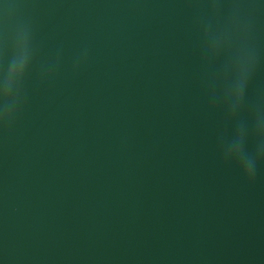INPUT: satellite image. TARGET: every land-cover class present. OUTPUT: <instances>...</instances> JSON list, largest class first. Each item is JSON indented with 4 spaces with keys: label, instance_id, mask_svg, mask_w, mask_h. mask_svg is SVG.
Returning a JSON list of instances; mask_svg holds the SVG:
<instances>
[{
    "label": "water",
    "instance_id": "1",
    "mask_svg": "<svg viewBox=\"0 0 264 264\" xmlns=\"http://www.w3.org/2000/svg\"><path fill=\"white\" fill-rule=\"evenodd\" d=\"M0 264H264V0H0Z\"/></svg>",
    "mask_w": 264,
    "mask_h": 264
}]
</instances>
